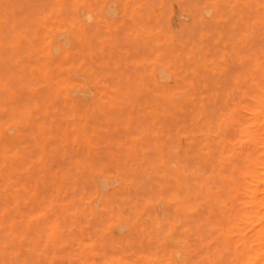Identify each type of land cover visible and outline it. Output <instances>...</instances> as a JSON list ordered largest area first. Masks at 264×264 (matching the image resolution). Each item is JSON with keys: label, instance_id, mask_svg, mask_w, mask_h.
Wrapping results in <instances>:
<instances>
[{"label": "rangeland", "instance_id": "374dc122", "mask_svg": "<svg viewBox=\"0 0 264 264\" xmlns=\"http://www.w3.org/2000/svg\"><path fill=\"white\" fill-rule=\"evenodd\" d=\"M0 14V264H264V0Z\"/></svg>", "mask_w": 264, "mask_h": 264}, {"label": "bare ground", "instance_id": "6f19581e", "mask_svg": "<svg viewBox=\"0 0 264 264\" xmlns=\"http://www.w3.org/2000/svg\"><path fill=\"white\" fill-rule=\"evenodd\" d=\"M16 1H17V0H16ZM140 1H141V0H140ZM151 1H152V0H151ZM186 1H187V0H186ZM259 1H260V0H259ZM23 2H24V1H23ZM128 2H129V1H128ZM199 2H200V1H199ZM187 3H188V2H187ZM30 4H31V3H30ZM40 4H41V3H40ZM167 4H168V3H167ZM95 6H96V5H95ZM8 7H9V6H8ZM28 7H29V5H28ZM187 7H188V6H187ZM31 8H33V7L31 6ZM106 8H107V7H106ZM26 9H27V8H26ZM26 9H25V10H26ZM109 10H110V9L108 8V11H107V12H109ZM144 10H145V9H144ZM192 10H193V9H192ZM228 10H229V9H228ZM19 11H20V10H19ZM104 12H106V11H104ZM107 12H106V13H107ZM26 13H27V11H26ZM34 13H35V12H34ZM63 13H64V12H63ZM255 13H256V12H255ZM259 13H260V12H259ZM108 14H110V12H109ZM142 14H143V13H142ZM0 15H1V14H0ZM254 15H255V14H254ZM254 15H253V16H254ZM230 16H231V15H230ZM250 16H251V15H250ZM260 16H261V14H260ZM81 17H83V16H81ZM86 17L88 18V17H90V16H86ZM254 17H255V16H254ZM90 18H91V17H90ZM90 18H89V19H90ZM144 18H145V16H144ZM28 19H29V17H28ZM149 20H150V19H149ZM177 20H178V19H177ZM195 20H196V19H195ZM151 21H152V20H151ZM22 22H23V21H22ZM176 22H177V21H176ZM28 23H29V22H28ZM196 23L198 24V22H196ZM228 23H229V22H228ZM29 24H30V23H29ZM177 24H178V23H177ZM20 25H22V24H20ZM151 25H152V24H151ZM154 25H155V24H154ZM158 25H159V24H158ZM225 25H226V24H225ZM239 25H240V24H239ZM241 25H242V24H241ZM241 25H240V26H241ZM144 26H145V24H144ZM227 26H228V25H227ZM24 27H25V26H24ZM198 27H200V26L198 25ZM191 28H192V27H191ZM196 28H197V27H196ZM225 28H226V27H225ZM227 28H228V27H227ZM29 29H30V28H29ZM138 29H140V28H138ZM187 29H188V28H187ZM237 29H238V28H237ZM21 31H22V30H21ZM66 31H68V30H66ZM170 31H171V30H170ZM174 31H176V30H174ZM223 31H224V30H223ZM122 32H123V31H122ZM228 32H229V31H228ZM232 32H233V31H232ZM119 33H121V32H119ZM188 33H189V32H188ZM173 34H174V33H173ZM5 35H6V34H5ZM97 35H98V34H97ZM101 35H102V34H101ZM230 35H231V34H230ZM7 36H8V35H7ZM119 36H120V35H119ZM95 37H96V36H95ZM122 38H123V37H122ZM145 38H146V37H145ZM190 38H192V37H190ZM196 38H197V37H196ZM228 38H229V37H228ZM146 39H148V38H146ZM219 39H220V38H219ZM225 39H226V38H225ZM259 39H260V38H259ZM259 39H258V40H259ZM22 40H23V39H22ZM122 40H123V39H122ZM8 41H9V40H8ZM42 41H43V40H42ZM190 41H191V39H190ZM92 42H93V41H92ZM37 43H38V42H37ZM84 43H85V42H84ZM94 43H95V42H94ZM35 44H36V43H35ZM65 44H69V42H68V43H65ZM128 44H129V43H128ZM118 45H119V44H118ZM141 45H142V44H141ZM143 46H144V45H143ZM176 46H177V45H176ZM178 46H179V45H178ZM263 46H264V45H263ZM98 47H99V46H98ZM122 47H123V46H122ZM168 47H169V46H168ZM58 48H59V46H58ZM89 48H90V47H89ZM92 48H93V47H92ZM166 48H167V47H166ZM166 48H165V49H166ZM175 48H176V47H175ZM126 49H127V48H126ZM3 50H4V49H3ZM3 50H2V51H3ZM55 50H56V49H55ZM55 50L53 51V49H51L52 52H55V53H56ZM58 50H59V49H58ZM58 50H57V51H58ZM142 50H143V52H144V49H142ZM163 50H164V49H163ZM184 50H185V49H184ZM0 51H1V49H0ZM2 51H1V52H2ZM5 51H6V50H5ZM5 51H3V53H4ZM7 51H8V50H7ZM9 51H10V50H9ZM164 51H165V50H164ZM175 51H176V50H175ZM181 51H182V49H181ZM181 51H180V52H181ZM131 52H132V51H131ZM131 52H130V53H131ZM154 52H155V51H154ZM165 52H166V51H165ZM167 52H168V51H167ZM182 52H183V51H182ZM163 53H164V52H163ZM0 54H1V53H0ZM86 54H87V52H86ZM166 54H167V53H166ZM10 55H11V54H10ZM140 55H141V54H140ZM151 55H152V54H151ZM148 56H149V55H148ZM148 56H147V57H148ZM149 57H150V56H149ZM164 57H165V56H164ZM167 57H168V56H167ZM8 58H9V57H8ZM11 59H12V58H11ZM53 59H54V58H53ZM7 60H8V59H7ZM9 60H10V59H9ZM109 61H110V60H109ZM174 61H175V60H174ZM3 62H4V61H3ZM11 62H12V61H11ZM75 63H76V62H75ZM1 64H2V63H1ZM36 64H37V63H36ZM185 64H186V63H185ZM121 65H122V64H121ZM157 65H158V64H157ZM157 65H156V66H157ZM177 65H178V64H177ZM3 66H6V64H5V65L3 64ZM111 66H112V65H111ZM120 67H121V66H120ZM122 67H123V66H122ZM122 67H121V68H122ZM181 67H182V66H181ZM0 68H1V67H0ZM4 68H5V67H4ZM6 68H7V67H6ZM111 68H112V67H111ZM142 68H145V67H142ZM53 69H54V68H53ZM175 69H176V68H175ZM5 70H6V69H5ZM116 70H117V69H116ZM1 71H3V70H1ZM6 71H7V70H6ZM8 71H9V70H8ZM119 71H120V70H119ZM146 71H147V70H146ZM158 71H159V69H158ZM4 72H5V71H4ZM12 72H13V71H12ZM142 72H145V71H142ZM178 72H179V71H178ZM180 72H181V71H180ZM240 72H241V71H240ZM262 72H264L263 69H262ZM8 73H9V72H8ZM10 74H11V73H10ZM258 74H259V73H258ZM6 75H7V74H6ZM12 75H13V74H12ZM9 76H10V75H9ZM57 76H58V75H57ZM160 76L163 78L164 75L162 76V74L160 73ZM13 77H14V76H13ZM13 77L11 76V78H13ZM55 77H56V76H55ZM136 77H137V76H136ZM161 77H160V79H162ZM4 78H5V77H4ZM132 78H133V76H132ZM132 78H131V79H132ZM165 78H166V77H165ZM9 79H10V77H9ZM142 79H143V78H142ZM147 79H148V78H147ZM10 80H11V79H10ZM25 80L27 81V79H25ZM186 80H187V79H186ZM8 82H9V81H8ZM8 82H7V83H8ZM126 82H127V81H126ZM9 83H12V81L9 82ZM19 83H20V82H19ZM26 83H27V82H26ZM28 83H29V82H28ZM115 83H116V81H115ZM131 83H132V82H131ZM146 83H147V82H146ZM196 83H197V82H196ZM123 84H124V83H123ZM132 84H133V83H132ZM13 85H14V84H13ZM13 85H12V86H13ZM111 85H112V83H111ZM125 85H126V84H125ZM138 85H139V84H138ZM143 85H144V83H143ZM224 85H225V84H224ZM134 86H135V84H134ZM134 86H133V88H134ZM136 87H137V85L135 86V88H136ZM138 87H139V86H138ZM260 87H261V86H260ZM45 88H46V87H45ZM130 88H131V87H130ZM124 89H125V88H124ZM261 89H263V88H261ZM261 89H260V92H264V89H263V91H261ZM120 90H121V89H120ZM125 90H126V89H125ZM50 91H51V90H50ZM128 91H129V90H128ZM254 91H255V90H254ZM122 92H123V91H122ZM251 92H252V91H251ZM256 94H257V93H256ZM48 95H49V94H48ZM250 95H251V94H250ZM263 95H264V93H263ZM5 96H6V95H5ZM119 96H120V95H119ZM130 96H131V94H130ZM252 96H253V95H252ZM256 97H257V96H256ZM256 97H255V99H257ZM261 97H262V95H260V97H258V98L260 99ZM253 98H254V97H253ZM108 99H109V98H108ZM97 100H98V99H97ZM124 102H125V101H124ZM106 104H107V103H106ZM114 104H115V102H114ZM80 107H81V106H80ZM81 108H82V107H81ZM169 109H170V108H169ZM165 110H166V109H165ZM138 111H139V109H138ZM140 111H141V110H140ZM140 111H139V112H140ZM166 111H167V110H166ZM166 111H165V112H166ZM80 112H81V111H80ZM167 112H168V111H167ZM114 113H116V112H113V114H114ZM135 113H136V111H135ZM107 115H108V114H107ZM115 115H116V114H115ZM4 116H5V115H4ZM111 116H112V115H111ZM116 116H117V115H116ZM112 117H113V116H112ZM141 117H142V116H141ZM120 118H121V117H120ZM139 118H140V116H139ZM117 119H119L118 116H117ZM112 120H113V119H112ZM140 120H141V119H140ZM122 122H123V121H122ZM187 122H188V120H187ZM141 123H142V122H141ZM135 124H136V123H135ZM188 124H189V123H188ZM97 125H99L98 122H97ZM121 125H124V124H121ZM142 125H144V124L142 123ZM142 125H141V126H142ZM145 125H146V124H145ZM189 125H190V124H189ZM137 126H138V125H137ZM137 126H135V127H137ZM34 127H35V126H34ZM109 127H110V126H109ZM167 127H168V126H167ZM190 127H192V125H191ZM196 127H197V126H196ZM186 128L189 129V127H186ZM193 128H194V126H193ZM142 129H143V128H142ZM169 129H170V128H169ZM197 129H199V128H197ZM202 129H203V128H202ZM33 130H34V129H33ZM149 130H151V129H149ZM164 130H165V129H164ZM108 131H109V130H108ZM134 131H135V129L133 130V132H134ZM136 131H137V130H136ZM151 131H152V130H151ZM151 131H149V132H151ZM151 133H152V132H151ZM98 134H99V132H98ZM134 134H135V133H134ZM138 134H139V132H138ZM149 134H150V133H149ZM103 135H104V133H103ZM145 135H146V134H145ZM150 135H151V134H150ZM108 136H109V135H108ZM36 138H37V137H36ZM38 138H39V137H38ZM189 138H190V137H189ZM37 140H38V139H37ZM129 140H130V139H129ZM129 140L127 139V141H129ZM147 140H150V139H147ZM97 142H98V141H97ZM165 142H169V141L166 140ZM145 143H146V141H145ZM198 143H199V141H198ZM198 143H197V144H198ZM128 144H129V143H128ZM146 144H147V143H146ZM143 145L146 146L145 144H143ZM143 145H142V146H143ZM147 145H148V144H147ZM168 145H169V144H168ZM144 146H143V148H144ZM149 146H150V145H149ZM198 146H199V145H198ZM9 147H10V146H9ZM11 147H12V146H11ZM18 147H19V146H18ZM152 147H153V145L151 146L150 149H152ZM147 148H148V146H147ZM81 149H82V148H81ZM195 149H196V147H195ZM197 149H198V148H197ZM30 150H32V149H30ZM138 151H139V150H138ZM196 151H197V150H196ZM198 151H199V150H198ZM80 152H81V151H80ZM80 152H79V153H80ZM139 152L141 153V151H139ZM79 153H78V154H79ZM191 153H192V151H191ZM20 154H22V152H21ZM83 154H85V153L82 152V155H83ZM199 154H200V153H199ZM24 155H26V153H24ZM90 155H91V154H90ZM99 155H100V154H99ZM138 155H139V154H138ZM193 155H194V154H193ZM197 155H198V154H197ZM79 156H80V155H79ZM154 156H155V155H154ZM201 156H202V155H201ZM82 157H83V158H87L86 156L84 157V155H83ZM82 157L80 156L79 158H82ZM99 157H100V156H99ZM93 159H94V158H93ZM93 159H92V160H93ZM152 159H153V157H152ZM85 160H86V159H84V161H85ZM87 160L89 161L90 159L87 158ZM92 160H91V161H92ZM101 160H102V159H101ZM140 160H141V159H140ZM146 160H147V158H146ZM149 160H151V159H149ZM153 160H154V159H153ZM96 161H97V160L93 161V163L96 162ZM200 161H201V160H200ZM155 162H156V161H155ZM181 162H183V160H182ZM80 163H81V162H80ZM100 163H101V161H100ZM146 164H147V163H146ZM240 164H241V163H240ZM240 164H238V165H240ZM83 165H84V164H83ZM95 165H96V163H95ZM113 165H114V164H113ZM140 165H141V164H140ZM16 166L19 167V165H17V164H16ZM16 166H15V167H16ZM142 166H143V165H142ZM154 166H155V165H154ZM60 167H61V166H60ZM80 167H81V166H80ZM87 167H88V166H87ZM113 167H114V166H113ZM193 167H194V166H193ZM94 168H95V167H94ZM98 168H99V167H98ZM108 168H109V167H108ZM156 168H157V167H156ZM187 168H188V169L185 168L184 170H185V171H186V170H189L190 167H187ZM109 169H110V168H109ZM182 169H183V167H182ZM60 170H61V169H60ZM195 170H197V169H195ZM240 170H241V169H240ZM189 171H191V170H189ZM63 172H64V171H63ZM239 172H240V171H239ZM64 173H65V172H64ZM133 173H134V172H133ZM240 173H241V172H240ZM58 174L60 175L61 173H58ZM124 174H125V173H124ZM88 175H89V174H88ZM174 175H175V174H174ZM233 175H234V174H233ZM3 176H4V175H3ZM5 176H6V175H5ZM5 176H4V177H5ZM126 176H127V175L125 174V177H126ZM179 177H180V176H179ZM179 177H178V179H179ZM181 177H182V176H181ZM189 177H190V176H189ZM35 178L37 179L38 177H35ZM138 178H140V177H138ZM124 179H125V178H124ZM128 179H129V177H128ZM128 179H127V180H128ZM181 179H183V178H180V180H181ZM5 181H6V180H5ZM16 181L20 182V180H16ZM40 181H41V180H40ZM120 181H121V180H120ZM192 181H193V180H192ZM18 182H17V183H18ZM135 182H136V181H135ZM137 182H138V180H137ZM137 182H136V183H137ZM166 182H167V181H166ZM171 182H172V181H171ZM12 183H13V182H12ZM136 183H135V184H136ZM173 183H175V182H173ZM188 183H189V182H188ZM236 183H237V182H236ZM138 185H139V182H138V184H137L136 186H138ZM164 186H165V185H164ZM183 186H184V185H183ZM186 186H187V184H186ZM189 186H190V185H189ZM211 186H212V185H211ZM138 187H139V186H138ZM138 187H137V188H138ZM134 188H135V185H134ZM137 188H136V189H137ZM185 188H188V187H185ZM120 189H121V188H120ZM155 189H156V187H155ZM155 189H154V190H155ZM190 189H191V188H190ZM193 189H194V188H193ZM195 189H196V188H195ZM195 189L192 190V191H195ZM121 190H122V189H121ZM131 190H132V189H131ZM171 190H173V189H171ZM224 190H225V189H224ZM197 191H198V190H197ZM88 192H89V191H88ZM91 192H92V191H91ZM138 192H140V191H138ZM158 192H159V191H158ZM171 192H172V191H171ZM171 192H170V194H171ZM178 192H179V191H178ZM195 192H196V191H195ZM167 193H168V191H167ZM179 193H180V192H179ZM180 194H181V193H180ZM252 194H254V193H252ZM23 195H24V194H23ZM116 195H117V194H116ZM116 195H115V196H116ZM120 195L122 196V194H120ZM130 195H131V194H130ZM154 195H155V194H154ZM163 195H164V194H163ZM255 195H256V194H255ZM21 196H22V195H21ZM118 196H119V195H118ZM121 196H120V197H121ZM138 196H139V195H138ZM252 196H254V195H252ZM153 197H154V199L156 198L155 196H153ZM254 197H256V196H254ZM147 198H148V197H147ZM152 199H153V198H152ZM112 201H113V199H112ZM114 201H115V200H114ZM117 201H118V200H117ZM141 202H142V201H141ZM185 202L188 203V200L186 199ZM124 203H125V202H124ZM96 205H97V204H96ZM119 205H120V204H119ZM187 205H188V204H187ZM77 206H78V205H77ZM189 206H190V205H189ZM130 207H131V206H130ZM97 208H98V207H97ZM115 208H116V207H115ZM127 208H129V207H127ZM131 208H132V207H131ZM131 208H130V209H131ZM107 209H108V208H107ZM130 209H129V210H130ZM132 209H133V208H132ZM132 209H131V210H132ZM129 210H128V211H129ZM108 211H110V210H108ZM132 211H133V210H132ZM146 211H147V210H146ZM239 211H240V210H239ZM239 211H237V212H239ZM130 212H131V211H130ZM130 212H129V213H130ZM151 212H152V211H150V213H151ZM114 213H116V212H114ZM134 213H135V212H134ZM144 213H146V212H144ZM126 214H128V213H126ZM151 214H152V213H151ZM171 214H172V213H171ZM11 215H12V214H11ZM61 215H62V214H61ZM188 215H189V214H188ZM242 215H245V213H243ZM13 216H14V215H13ZM116 216H117V215H116ZM130 216H131V215H130ZM160 216H161V215H160ZM173 216H174V215H173ZM190 216H191V215H190ZM131 217L133 218V216H131ZM162 217H163V216H162ZM227 217H228V216H227ZM10 218H11V217H10ZM97 218L99 219V217H97ZM102 218L104 219L105 217L102 216ZM171 219H172V217H171ZM4 220H5V219H4ZM181 220H182V219H181ZM231 220H232V219H231ZM262 220H263V219H262ZM194 221H195V220H194ZM217 221H218V220H217ZM105 222H107V221H105ZM105 222H103V223H105ZM209 222H210V221H209ZM230 222H231V221H230ZM259 222H260V221H259ZM212 223H213V222H212ZM192 224H193V223H192ZM194 224H196V222H194ZM6 225H8V224H5V223H4V226H6ZM35 225H37V224H35ZM208 225H209V224H208ZM208 225H207V226H208ZM23 226H24V225H23ZM101 226H102V225H101ZM193 226H194V225H193ZM50 227H51V226H50ZM103 227H104V226H103ZM193 228L195 229V227H193ZM193 228H192V229H193ZM263 228H264V227H263ZM31 229H32V228H31ZM147 230H148V229H147ZM12 231H13V230H12ZM21 231H23V230H21ZM21 231H20V232H21ZM16 232H17V231H16ZM199 232H200V231H199ZM1 233H2V232H1ZM12 233H13V232H12ZM139 233H140V232H139ZM18 234H19V233H18ZM26 234H27V233H26ZM152 234H153V233H152ZM201 234H202V233H201ZM20 235H21V234H20ZM22 235H24V234H22ZM44 235H45V234H44ZM133 235H134V234H133ZM146 236H147V234H146ZM4 237H6V236H4ZM44 237H45V236H44ZM151 237H152V236H151ZM153 237H154V236H153ZM2 238H3V237H2ZM2 238H1V239H2ZM57 238H58V237H57ZM130 238H131V237H130ZM159 238H160V237H159ZM191 239H192V238H191ZM4 240H5V239H4ZM30 240H31V239H30ZM43 240H44V239H43ZM193 240H194V239H192V241H193ZM31 241H32V240H31ZM106 241H107V240H106ZM155 241H156V240H155ZM188 241H189V240H188ZM107 242H108V241H107ZM109 242H110V241H109ZM116 242H117V241H116ZM119 242H120V241H119ZM156 242H157V241H156ZM105 243H106V242H105ZM105 243H103V244H105ZM42 244H43V243H42ZM106 244H107V243H106ZM117 244H118V243H117ZM121 244L123 245L124 243H121ZM137 244H138V243H137ZM124 245H125V244H124ZM194 245H195V244H194ZM196 245H197V244H196ZM30 246H31V245H30ZM30 246H29V247H30ZM57 246H58V245H57ZM51 247H52V246H51ZM123 247H124V246H123ZM153 247H154V246H153ZM196 247H197V246H196ZM8 248H11V247H8ZM31 248H33V247H30V249H31ZM96 248H97V247H96ZM96 248H95V249H96ZM40 249H42V248H40V247L37 248V250H40ZM98 249H99V248H98ZM135 249H136V248H135ZM0 250H1V249H0ZM33 250H34V249H33ZM96 250H97V249H96ZM239 250H240V249H239ZM11 251H12V250H11ZM42 251H43V250H42ZM44 251H45V250H44ZM35 252H36V251H35ZM11 253H12V252H11ZM148 253H149V252H148ZM118 254H119V253H118ZM194 255H195V254H194ZM14 256H15V255H14ZM101 256H102V255H101ZM241 256H242V255H241ZM20 257H21V256H20ZM129 257H130V256H129ZM142 257H143V256H142ZM152 257H153V256H152ZM258 257H260V256H258ZM194 258H195V257H194ZM256 258H257V257H256ZM13 260H14V259H13ZM255 260H256V259H255ZM200 261H201V260H200ZM247 261H248V260H247ZM247 261H246V263L248 264ZM115 262H116V261H115ZM254 263H255V262H253V264H254ZM34 264H35V263H34ZM36 264H37V262H36ZM198 264H200V263H198Z\"/></svg>", "mask_w": 264, "mask_h": 264}]
</instances>
